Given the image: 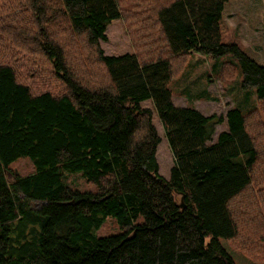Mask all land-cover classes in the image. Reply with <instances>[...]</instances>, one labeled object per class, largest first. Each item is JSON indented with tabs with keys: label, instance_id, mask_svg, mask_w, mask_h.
<instances>
[{
	"label": "trees",
	"instance_id": "1",
	"mask_svg": "<svg viewBox=\"0 0 264 264\" xmlns=\"http://www.w3.org/2000/svg\"><path fill=\"white\" fill-rule=\"evenodd\" d=\"M22 1L13 3L31 12L39 33L16 28L15 39L39 44L66 91L34 92L12 65L0 64V264H236L220 238L264 261V65L222 41L230 0ZM58 14L102 66L100 84L80 79L45 29ZM122 17L136 51L106 54L100 42ZM0 23L11 29L9 19ZM194 52L233 54L257 107L244 112L234 104L224 117L176 105L170 82ZM228 67L222 71L233 77L236 68ZM145 101L174 156L168 178ZM20 158L35 172L15 174L10 166ZM72 173L97 190L72 188L65 180ZM31 200L43 203L33 208ZM108 216L122 232L98 236Z\"/></svg>",
	"mask_w": 264,
	"mask_h": 264
},
{
	"label": "rangeland",
	"instance_id": "2",
	"mask_svg": "<svg viewBox=\"0 0 264 264\" xmlns=\"http://www.w3.org/2000/svg\"><path fill=\"white\" fill-rule=\"evenodd\" d=\"M122 1L125 6L131 2L130 0ZM19 2L23 3L22 0ZM21 4H14L13 0H0V20L9 19V22H12L10 30L6 23L5 25L0 23V64L12 65L17 78L29 85L34 92L49 89L55 93H63L66 91V87L55 75L52 62L41 52L39 44L30 38L27 40L25 38L22 40L15 39V32L20 29L22 31L27 29L25 31L33 33L35 36L39 33L38 28L32 29L31 12L27 11ZM221 27L224 43H238L253 59L264 65V0H230L225 6ZM16 28L20 29L13 32V29ZM45 29H48L55 40L63 45L68 54V64L79 78L82 77L80 79L88 82L91 86L98 85L104 80L102 66L96 62L91 49L88 48L87 44L81 42L82 39L76 36L68 22L60 14L52 18ZM106 33L108 40L100 42L106 54L120 55L136 51L137 40L124 17L112 21L107 27ZM137 34L140 36L139 33ZM77 38L80 41H76ZM139 40H142L143 43L148 42L143 36ZM229 63H232L236 68V74L233 77L227 76L225 73L229 70ZM241 83V66L233 54L227 53L220 57H213L194 52L184 71L175 75L169 87L174 93L173 98L176 105L195 106L207 116L222 115L225 117L227 110L234 104L244 112L257 107L256 90L245 89ZM143 105L153 109L154 123L161 136V142L157 149V160L161 175L168 178L174 164L173 153L153 104L151 101H145ZM226 128V122L217 123L213 139L215 140L217 135ZM10 168L15 174L21 176L35 172V166L29 158L16 160ZM9 177L12 178L11 175ZM65 180L74 189L92 192L97 190L94 184L88 182L79 173L66 174ZM20 196L24 197L23 194ZM42 203L41 200L30 201L33 208H38ZM237 205L238 203L235 204L236 208ZM120 232L122 229L117 219L112 216L106 217L102 225L96 230L98 236ZM220 241L236 264H264L263 260L255 261L239 248L233 247L228 239L220 238Z\"/></svg>",
	"mask_w": 264,
	"mask_h": 264
},
{
	"label": "water",
	"instance_id": "3",
	"mask_svg": "<svg viewBox=\"0 0 264 264\" xmlns=\"http://www.w3.org/2000/svg\"><path fill=\"white\" fill-rule=\"evenodd\" d=\"M180 206H181V207H185V203H184L183 199H182V201H181Z\"/></svg>",
	"mask_w": 264,
	"mask_h": 264
},
{
	"label": "crops",
	"instance_id": "4",
	"mask_svg": "<svg viewBox=\"0 0 264 264\" xmlns=\"http://www.w3.org/2000/svg\"><path fill=\"white\" fill-rule=\"evenodd\" d=\"M213 138H214V137H212V140L214 141V139H213ZM216 138H217V137H216ZM216 138H215V139H216Z\"/></svg>",
	"mask_w": 264,
	"mask_h": 264
}]
</instances>
